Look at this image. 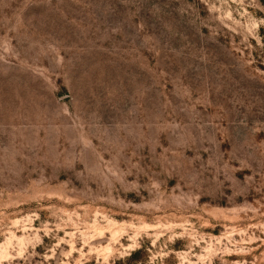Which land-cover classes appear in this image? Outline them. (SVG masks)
<instances>
[{
	"label": "rangeland",
	"instance_id": "1",
	"mask_svg": "<svg viewBox=\"0 0 264 264\" xmlns=\"http://www.w3.org/2000/svg\"><path fill=\"white\" fill-rule=\"evenodd\" d=\"M264 0H0V264H264Z\"/></svg>",
	"mask_w": 264,
	"mask_h": 264
},
{
	"label": "trees",
	"instance_id": "2",
	"mask_svg": "<svg viewBox=\"0 0 264 264\" xmlns=\"http://www.w3.org/2000/svg\"><path fill=\"white\" fill-rule=\"evenodd\" d=\"M263 43H264V40H263ZM263 47H264V44H263Z\"/></svg>",
	"mask_w": 264,
	"mask_h": 264
}]
</instances>
